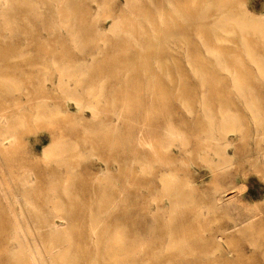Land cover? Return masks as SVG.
I'll list each match as a JSON object with an SVG mask.
<instances>
[{"label": "rangeland", "instance_id": "obj_1", "mask_svg": "<svg viewBox=\"0 0 264 264\" xmlns=\"http://www.w3.org/2000/svg\"><path fill=\"white\" fill-rule=\"evenodd\" d=\"M214 1L85 0L79 6L78 0H69L68 12L76 16L67 19L73 28L70 33L66 27L60 29L61 19L49 15L50 10L57 12L58 1L6 0L3 5L4 0H0V133L12 135L6 147L0 146V264H32L26 255L22 258L16 253L17 249H28V245L43 251L41 264L51 260L55 264L57 260L59 264H109L115 257L110 264H119L122 257L126 264H264V169L258 167L250 177L243 189L248 192L240 201L237 167L241 161L235 151L239 132L231 133L234 156L228 166L223 163L220 126L225 97L234 118L244 111L251 125L235 84L246 70L264 68V37L238 31L237 25H231L235 32H222V21L216 23L220 26L212 23L227 13L244 16L252 12L264 18V0H227L219 4L221 7L218 0ZM185 8L198 12L194 23L187 24L188 17L177 15ZM86 9V16L80 15ZM98 12L100 17H94ZM107 13L115 15L120 19L119 26L131 32L97 31L98 25L105 30L113 22ZM176 21L184 22L188 31L160 33ZM125 35L135 36V40ZM120 36L127 39L119 42ZM160 36L166 40L155 39ZM136 44L168 48L150 68L116 65L124 55L148 52L134 47ZM55 65L72 73L73 97L82 96L87 103L95 93L96 116L91 109L80 111L73 100L64 98L57 86L59 71ZM75 73L82 76L77 75L76 84ZM232 77H236L234 81ZM263 81L248 76L247 82L262 115ZM215 127L218 129L214 131ZM167 128L178 135L180 132L177 145L167 146L171 142ZM140 137L142 142L138 141ZM212 137L219 140V145ZM57 142L55 155L48 158L43 147ZM38 143L40 147L35 145ZM167 169L176 173L178 184L190 181L193 185V195L180 199L182 203L176 201L177 205L164 188L161 190L160 174ZM67 172L70 175L66 176ZM28 173L33 182L25 192L21 181ZM66 177L68 191L64 192L62 181ZM53 186L54 192L50 190ZM241 202L247 204L251 214L261 207L260 214L254 215L255 220L263 219L260 226L246 228V222H238ZM254 203H258L257 208ZM54 205L65 215L61 222L66 230L59 240L55 236L59 233L52 234L47 225L56 214ZM166 220L172 222L166 224ZM173 242L185 245L176 249ZM121 244L134 246L126 253V246ZM133 248L138 250L134 252ZM55 253L57 257H53ZM115 253L121 259L112 256ZM108 257H112L110 262H106ZM42 259H47L46 263Z\"/></svg>", "mask_w": 264, "mask_h": 264}, {"label": "bare ground", "instance_id": "obj_2", "mask_svg": "<svg viewBox=\"0 0 264 264\" xmlns=\"http://www.w3.org/2000/svg\"><path fill=\"white\" fill-rule=\"evenodd\" d=\"M25 1V0H24ZM27 1V0H26ZM52 1H58L59 2V4L57 5V6H55L54 4H52V5H54L55 6V8L57 9V12H55V10L54 11H51L50 10V12H49V15L51 16V17H57V18H59V19H61L60 21H59V25H60V29L62 30V27H66L67 28V30H68V32H73V28L72 27H69V25H68V21H67V19L68 18H70V17H76L75 15L73 16V13L71 14V13H69L68 12V8L69 9H71V6L70 5H68V1L69 0H52ZM63 1H66V4H61ZM77 0H74V3H78V2H76ZM79 1V6H83V2L85 1V0H78ZM133 1V0H132ZM212 1H214V0H212ZM227 0H218V6H219V4H223V3H225ZM5 2H6V0H4V3H3V5L5 4ZM37 2V1H36ZM215 2V1H214ZM55 3V2H54ZM128 4H129V2H127ZM215 3H217V2H215ZM8 4V3H7ZM56 4V3H55ZM126 4V3H125ZM199 3H197L196 5H198ZM50 5V4H49ZM50 7L51 8H53L51 5H50ZM103 7V6H102ZM219 7H221V6H219ZM98 8H99V6H98ZM183 8V7H182ZM190 8V7H189ZM186 10H184L183 9V12L181 11V13H177V15H183V16H185V17H188L189 19H190V22H187V24L188 23H194L195 22V20L197 19V17L199 16L198 15V12H196V10H194V9H188V8H185ZM86 11H87V9L86 10H84V11H81V14L80 15H82V16H86L85 14H86ZM98 11V10H97ZM4 12V11H3ZM37 12V11H36ZM35 12V13H36ZM41 12V11H40ZM37 13H39V12H37ZM6 14V13H5ZM34 14V13H33ZM71 14V15H70ZM95 14V13H94ZM99 14H101L100 12H98L97 13V15L95 16L94 15V17H100V15ZM226 14V13H225ZM2 15H4V13L2 14ZM39 15H41V14H39ZM107 17H112V20H113V22L110 24V26H109V28L108 29H103L102 27H100L99 25H98V27H97V31H104V32H107V31H114V32H117V31H122V32H124V31H126V32H129L130 31V29H125V30H123L122 28H121V26H119L120 25V19H116V17H115V15H113L112 13H107V15H106ZM260 16V15H259ZM256 17L252 12H248L246 15H244V16H241V15H232L231 13H227V15H223L219 20H216V21H212V23L214 24V25H216V23H220L221 21H222V24H223V26L221 27L220 25H216V26H220V28L222 29V30H220V31H222V32H226V33H228V32H235V31H245V32H248V31H251V32H253L254 34H256V33H258L259 35H260V37H264V27H262V26H264V25H262L264 22H263V20L262 19H264L263 17ZM37 17H39V16H37ZM223 17H225L224 19H222ZM54 19V18H53ZM83 19V18H82ZM72 20V19H71ZM52 21H54V20H52ZM180 21V20H179ZM55 22V21H54ZM161 22V21H160ZM56 23V22H55ZM85 24V23H84ZM186 24V25H187ZM221 24V25H222ZM47 25V24H46ZM57 25V24H56ZM87 25V24H86ZM122 25V24H121ZM161 25H162V23H161ZM171 27H169V28H164V29H161V31H160V33H162V34H165V33H167V32H169V31H171V32H180V31H182V30H184L185 29V27H184V22L183 23H180V22H171ZM230 25V26H229ZM231 25H237L236 27H238V29L236 30V28H233V26H231ZM193 26V25H192ZM216 26H214V28L216 27ZM52 27H53V25L52 26H50V28L52 29ZM150 27V26H149ZM54 28H56L55 26H54ZM59 28V27H58ZM65 28V29H66ZM85 28V27H84ZM219 28V29H220ZM86 29V28H85ZM93 29V28H92ZM55 30V29H54ZM53 30V31H54ZM90 30H91V28H90ZM90 30L88 31V32H90ZM96 30V29H95ZM214 31H217V30H215V29H213ZM185 31H188L187 29H185ZM92 32V31H91ZM114 32H112V33H114ZM131 32V31H130ZM95 33H96V31H95ZM89 34V33H88ZM94 34V33H93ZM119 34V33H118ZM116 37H118V36H116ZM121 37V36H120ZM123 37V36H122ZM120 38L118 41L119 42H124V39H127V38H125V37H131L132 38V40L135 38V36H132V35H125V37H123V38ZM130 38V39H131ZM118 39V38H117ZM152 38L151 37H145L144 38V40H147V41H150ZM155 39H160V40H166V37H164V36H160V37H158V38H155ZM243 39V41H246L245 39V37H243L242 38ZM264 39V38H263ZM135 40V39H134ZM136 40H137V38H136ZM153 40V39H152ZM128 41H129V39H128ZM171 41V40H170ZM118 42V43H119ZM162 42V41H161ZM176 42V41H175ZM178 42V41H177ZM176 42V43H177ZM247 42V41H246ZM142 43V42H141ZM157 43V42H156ZM159 43H160V41H159ZM163 43H164V41H163ZM174 43V42H173ZM249 43V42H248ZM143 44V43H142ZM158 44V43H157ZM250 44V43H249ZM245 45V44H244ZM74 46H77V45H74ZM178 46V45H177ZM243 46V45H242ZM246 46H247V43H246ZM250 46H251V44H250ZM249 46V48H251ZM96 47L97 48H100L101 46L99 45H96ZM104 47V46H103ZM133 47V46H132ZM134 47H140V48H144V49H146L148 52H145V53H138L137 51V53H134V54H127V55H124V56H122L118 61H117V63H116V65H118V64H127V65H129V64H136V65H141V66H144L145 68H150V66H152V65H154V63L156 62V60H160V58L162 57V56H164L163 55V53H161V51L162 50H164V49H166V47L164 46V45H150V44H147V45H140V44H136V45H134ZM168 48V47H167ZM172 48V47H171ZM176 48V47H175ZM182 48H187V47H182ZM178 49H179V47H178ZM205 50V49H204ZM247 51V50H246ZM17 52V51H16ZM248 52V51H247ZM4 53V52H3ZM251 53V52H250ZM174 54V53H173ZM252 54V53H251ZM253 55V54H252ZM144 56V58H142ZM168 56V55H167ZM251 56V55H250ZM170 57V56H169ZM168 57V58H169ZM252 58V57H251ZM80 60V59H79ZM161 60H164L163 58L161 59ZM252 60H254L253 58H252ZM162 62V61H161ZM218 62L219 63H221V61H219V59H218ZM256 62V61H255ZM165 62L163 61V64H164ZM254 63V62H253ZM112 64V63H111ZM57 68H58V71H59V76H58V80H57V86H58V88L59 89H61L63 92H64V98L65 99H67V100H73L74 101V104L78 107V109L81 111V110H84V107H87V108H89V109H91L92 110V113H93V116H96V114L98 113V109H97V107H96V105H97V102L95 103V101L96 100H94L95 98H93L94 96H95V93H92V97H90L91 99L87 102V103H84L83 101H82V99H81V97H73V92L75 91V90H73V89H75V88H71V84H72V82H71V77L73 76V75H70V73L68 74V73H66V72H68L67 70H66V72L64 71V69L63 68H59V65H55ZM107 66V65H106ZM105 66V67H106ZM135 66V65H134ZM156 66H158V65H156ZM117 67V66H116ZM138 67V66H137ZM256 67V66H255ZM254 67V69H248V70H246L245 71V73L243 74V76H242V78H240L239 77V79L236 81V84H235V86H236V92H237V95H238V100L240 101V102H242L243 103V105L242 106H244V109L249 113V116H250V123H251V125L249 124V122L247 121L248 119L246 118V114L244 113V111H243V113L242 112H240V114H239V116L238 117H236V118H234V116H233V114H232V111H231V109L228 107V101H227V99H226V97H225V99H224V103H223V105H225L224 106V111H223V115H222V124H220V126H221V130H222V157H223V163L224 164H227L228 166H229V164L232 162V157L234 156H232V150L233 149H231V147L232 146H234L233 145V141H234V139L232 138V136H231V133L233 132V131H236V130H238V134H239V136H238V138H239V145L237 146V149L235 150V151H237V153H238V155H239V159H240V165H238V167H237V174L239 175V177H240V179H241V186H240V188L238 189L237 188V192H238V196H240V198H238V197H236V198H238L240 201H242L243 200V198L245 197V193H247L248 192V190H246L245 192H243V189H244V187H245V185H246V183H247V181L250 179V177L252 176V175H254V174H256L257 173V171H258V167H260V168H262V169H264V164H263V157H264V115H262L263 113V111H262V108L259 106V103L257 104V103H254L253 102V100H252V95H251V92L252 91H250V88L248 87L249 86V84H247V82H248V76H252L253 78H255V79H259L260 80V78H262V80H264V68H261V67H257V68H255ZM244 69V68H243ZM83 72V71H82ZM72 74V73H71ZM74 74V73H73ZM76 74V73H75ZM79 73H77L76 75H75V77L78 75ZM137 74V73H136ZM82 75V74H81ZM80 77H82V76H80V74H79V78ZM74 78V77H73ZM78 78V76H77V79H76V81L74 80V82H75V84L76 83H78L79 82V79ZM233 78V81L235 80V78L234 77H232ZM179 81V80H178ZM212 81V80H211ZM257 81V80H256ZM264 82V81H263ZM77 86V85H76ZM79 86V85H78ZM260 86H262V85H260ZM232 88V87H231ZM88 89V88H87ZM89 89H93V88H89ZM72 90H73V92H72ZM86 90V89H85ZM262 90V89H261ZM88 91V90H87ZM93 91V90H92ZM234 91V90H233ZM77 92H79V91H77ZM89 92H91L90 90H89ZM94 92V91H93ZM83 93V92H82ZM88 93V92H87ZM263 93V92H262ZM2 94V93H1ZM88 94H90V93H88ZM87 94V95H88ZM254 95H255V93H253ZM79 96H80V94H78ZM86 95V94H85ZM200 95V94H199ZM236 95V96H237ZM257 94H256V99H259V98H257ZM85 97V96H84ZM86 99V98H85ZM86 101V100H85ZM91 101V102H90ZM93 101V102H92ZM263 104V103H262ZM264 106V105H263ZM248 115V114H247ZM119 117L118 118H120V115H118ZM3 117V116H2ZM213 124H214V122H213ZM215 125V124H214ZM210 127H214V126H211L210 125ZM216 127H218V126H216ZM214 128L213 130L215 131V129H218V128ZM172 129V128H171ZM171 129H169L168 130V128H167V130H168V132H169V134L167 133V131L165 130V132L167 133V135H170L171 136V142L169 143L168 142V144H167V146H169V147H171L170 146V144H173V145H177V142L175 141L176 139H179L180 138V132H179V130H178V132H179V135L178 134H176V133H174V129L173 130H171ZM210 130V129H209ZM176 131H177V129H176ZM175 131V132H176ZM177 132V133H178ZM213 132V131H212ZM182 133V132H181ZM209 133H211V131H209ZM236 133V132H235ZM166 135V136H167ZM236 135V134H235ZM11 136L12 135H10V134H8V133H0V146H2V147H6L9 143H10V139H11ZM182 136H185V133H184V135H182ZM213 136V135H212ZM168 138H170V137H168L167 136V140H168ZM182 138V137H181ZM186 138V137H185ZM210 138V137H209ZM213 138V137H212ZM211 138V139H212ZM215 138V137H214ZM213 138V139H214ZM238 138L235 140V141H237L238 140ZM136 139H137V137H136ZM173 139V140H172ZM144 139H141V137L138 139V141L139 142H142ZM170 140V139H169ZM180 140V139H179ZM187 140V139H186ZM215 140V139H214ZM214 140H211V141H214ZM176 143H175V142ZM178 141V140H177ZM216 141V143L219 145V140L217 139V140H215ZM179 142V141H178ZM181 142H182V140H181ZM187 143V142H186ZM58 142L55 144V146H46V147H43L44 149V153H45V155L46 156H48V158H51V157H53L54 155H55V151H56V149H57V147H58ZM180 144H183V142L182 143H180ZM180 147H182V146H184V144L181 146V145H179ZM186 146V145H185ZM217 150V149H216ZM215 151V150H214ZM206 152V151H205ZM205 152L203 153V154H205ZM218 152V151H217ZM216 152V153H217ZM234 154V153H233ZM210 155V154H209ZM203 156V155H202ZM236 157V156H235ZM210 158V157H209ZM208 158V159H209ZM236 159V158H235ZM233 160H234V158H233ZM238 160V159H237ZM145 161V160H144ZM144 161H142L143 163H144ZM147 162V161H146ZM145 162V165L146 164H148V163H146ZM232 164V163H231ZM60 164H58V166H59ZM142 166H145V165H143V164H141ZM141 166V167H142ZM233 166V165H232ZM146 167H149V166H146ZM227 167V166H226ZM231 167V166H230ZM234 167V166H233ZM223 168V167H222ZM227 168H229V167H227ZM254 168H255V170H254ZM144 169H146L147 170V168H144L143 167V170ZM51 170V169H50ZM224 170V169H223ZM227 170V169H226ZM50 172V171H49ZM226 172V171H225ZM29 174V173H28ZM231 174V172L230 171H227V175H230ZM67 175H70L68 172L66 173V176ZM161 176V182H162V184H163V187H161L162 189V191H163V188H164V192H165V194L167 195V197L170 199V201H172L173 202V204H175V205H177L176 204V201L177 202H179V200L181 199L182 200V198H185L186 196H190V195H193L192 194V191L190 190V188L191 187H193V185L191 184V182L190 181H187V182H184V183H182V184H178V182L176 181V179L178 178L177 177V175H176V173H174V172H171V171H168V169L167 170H163L162 172H161V174H160ZM224 175V174H223ZM226 175V174H225ZM234 176V175H233ZM224 177V176H223ZM264 177V176H263ZM24 178V177H23ZM67 177L62 181L63 183H62V186L64 187H62L63 188V191L64 192H66V190L67 189H65V185H66V183H68L67 182ZM22 182V185L24 186V190L23 191H27L28 192V190H29V186L28 185H30L32 182H33V176H31L30 174L28 175V176H26V174H25V178L21 181ZM53 183H55L54 181H52ZM64 182H66V183H64ZM52 183V184H53ZM70 183H71V181H70ZM69 183V184H70ZM237 185V184H236ZM66 187H68V185L66 186ZM226 187V186H225ZM88 188V187H87ZM65 189V190H64ZM50 190L51 191H56V189H55V186H53V187H51L50 188ZM68 191V190H67ZM225 191H227V190H225ZM162 194H164V193H162ZM165 195V196H166ZM18 198H20V195H16ZM164 196V195H163ZM191 197H193V196H191ZM23 198H25V200L27 199L28 200V198L24 195L23 196ZM217 198V197H216ZM215 199V198H214ZM242 199V200H241ZM15 200H18V199H16V197H15ZM180 200V201H181ZM264 200V199H263ZM216 200H214V202H215ZM229 201H231V200H229ZM237 201V200H236ZM236 201H235V203H236ZM232 202V201H231ZM179 203H182V201L181 202H179ZM216 204H217V202H215ZM228 203V202H227ZM173 204H172V207H173ZM232 204V203H231ZM237 204V203H236ZM236 204H234V205H236ZM228 205H230V204H228ZM228 205H226L227 207H228ZM238 205V204H237ZM250 205V204H249ZM179 206V205H178ZM177 206V207H178ZM231 206V205H230ZM229 206V207H230ZM233 206V205H232ZM231 206V207H232ZM253 206V205H252ZM251 206V207H252ZM158 207V206H157ZM223 207V206H222ZM226 207V210L227 209H229V208H227ZM238 207V206H237ZM239 207H241V209H239V210H241L240 211V214H241V218H240V220L238 221L239 223H245V227L246 228H249V227H251V228H254V227H257V226H260L261 224H262V220L263 219H258V220H255L254 219V215H257V214H260V211H259V209L261 208V207H259V209H256L257 210V212L255 213V214H251L250 213V208L247 206V204L246 203H244V202H241V204L239 205ZM258 207V203H254V208H257ZM54 209L56 208V214H54V219H50V220H48L49 222L47 223V225L49 226V232H51L52 234H56V233H59L58 235H55L56 237L58 236V240H59V237H61V236H59V235H62V234H60V233H65V230H66V225H64L62 222H61V218H63L64 216H62L61 214L63 213H61L60 214V212H57V211H59V209H58V207H57V205H54V207H53ZM89 208H90V206H89ZM170 208H171V206H170ZM173 208H175V207H173ZM58 209V210H57ZM63 209V208H62ZM61 209V210H62ZM153 209V208H152ZM168 209V208H167ZM264 209V208H263ZM151 210V209H150ZM171 210V209H170ZM231 210V209H230ZM234 210V209H233ZM232 210V211H233ZM238 210V211H239ZM202 211V210H201ZM237 212V211H236ZM235 212V213H236ZM12 213H15V212H12ZM150 213V212H149ZM170 213L171 212H169V215H170ZM197 213H198V211H197ZM196 213V214H197ZM201 213V212H200ZM233 213V212H232ZM234 213V214H235ZM66 214V213H65ZM166 214V213H165ZM164 214V215H165ZM171 214H173V210H172V213ZM233 214V215H234ZM237 214H238V212H237ZM154 215V214H153ZM167 215V214H166ZM239 215V214H238ZM237 215V216H238ZM15 216V215H14ZM21 216H25L24 214L23 215H21ZM173 216V215H172ZM171 216V217H172ZM236 216V217H237ZM261 216V215H260ZM16 217V216H15ZM171 217H169V218H171ZM238 218V217H237ZM167 219V218H166ZM172 220V219H171ZM171 220H166V224H168L169 222L168 221H171ZM14 221H16V220H14ZM18 221V220H17ZM165 222V221H164ZM172 222V221H171ZM236 222V221H235ZM234 222V223H235ZM14 223H16V222H14ZM93 223V221L91 222V224ZM98 223V222H97ZM20 224V223H19ZM90 224V223H89ZM93 224H96V223H93ZM171 224V223H170ZM236 224V223H235ZM16 225H18V224H16ZM68 225H69V223H68ZM19 226V225H18ZM21 226V225H20ZM20 226H19V228H20ZM242 226H243V224H242ZM238 227V226H237ZM241 227V226H240ZM239 227V228H240ZM18 228V227H17ZM236 228V227H235ZM238 229V228H237ZM1 231H2V229H0ZM69 230V229H68ZM15 232H18V230L16 231V230H14ZM22 230L20 229V232H21ZM97 231H98V229H97ZM23 232V231H22ZM91 232H96V229H92V231ZM237 232H240L239 231V229L237 230ZM4 233V232H3ZM50 233V234H51ZM66 233H67V231H66ZM13 234V233H12ZM22 234V233H21ZM68 234H71L70 232L69 233H67V235ZM18 235V234H17ZM64 235H66V234H63V236L62 237H65ZM120 235V234H119ZM118 235V236H119ZM15 236H16V234H15ZM116 236V235H115ZM117 236V237H118ZM5 237V236H4ZM14 237V236H13ZM52 237H54V235L52 236ZM92 237V236H91ZM114 237V236H113ZM20 238V237H19ZM72 238H73V236H72ZM95 238V237H94ZM93 238V239H94ZM108 238V237H107ZM106 238V239H107ZM114 238H116V237H114ZM223 238V237H222ZM13 239V238H12ZM26 239V238H25ZM53 239H55V238H53ZM57 239V238H56ZM55 239V240H56ZM92 239V238H91ZM99 239V238H98ZM101 239V238H100ZM105 239V238H104ZM108 239H110V238H108ZM107 239V240H108ZM113 239V238H112ZM123 240H124V238H122ZM142 239V238H141ZM10 240V239H9ZM21 240V239H20ZM63 240H65L64 238H63ZM67 240H68V238H67ZM116 240H120V238H116ZM123 240H120L121 242L123 241ZM13 241H15V240H13ZM17 241V240H16ZM114 241V240H113ZM143 241V240H142ZM22 242V241H21ZM54 242V241H53ZM59 241H57V243H58ZM65 242V241H64ZM69 242V240L67 241V243ZM169 242H172V241H169ZM168 242V243H169ZM19 243V242H18ZM17 243V244H18ZM28 243V242H27ZM56 243V242H55ZM117 243V242H116ZM141 243V242H140ZM144 243V242H143ZM173 243H174V245H173ZM171 245H173V248H176V249H178V248H181L183 245H185V244H181L182 246L180 247V246H177V245H179L180 244V242H179V244H176L175 245V242H173ZM176 243H178V242H176ZM182 243V242H181ZM21 244V243H20ZM26 244V243H25ZM59 244H61V242L59 243ZM142 244V243H141ZM57 245V244H56ZM73 245V244H72ZM118 245V244H117ZM121 245H123V244H121ZM168 245V244H167ZM167 245H166V247H167ZM171 245L169 244L168 246H170L171 247ZM15 246V245H14ZM27 246V245H26ZM29 247H28V249L27 248H24L22 245H21V248L22 249H17L18 250V252H16L17 254L18 253H21L22 255V258H24L25 257V255H26V257H27V261H29V263H32V264H41V262H40V258L42 257L41 255H43L41 252H43V251H40V250H38L37 249V247L36 246H34L35 248H33V247H31V245H28ZM53 246V245H52ZM63 246V244L61 245V247ZM69 246V245H68ZM70 246H71V244H70ZM108 246H110V245H108ZM112 246V245H111ZM110 246V247H111ZM115 246H116V244H115ZM123 246H126V245H123ZM123 246H120V247H123ZM131 246V245H130ZM130 246H128V244H127V246H126V253L129 251V249H128V247L130 248ZM133 246H134V244H133ZM133 246H131V248L133 247ZM136 246H138V244L136 245ZM140 246V245H139ZM138 246V247H139ZM142 246H144V245H142ZM54 247H55V244H54ZM53 247V248H54ZM59 246H56V248H58ZM98 247V246H97ZM105 247H107V246H105ZM113 247V246H112ZM111 247V248H112ZM145 247H147V246H145ZM144 247V248H145ZM52 248V247H51ZM52 248V249H53ZM56 248H54V249H56ZM65 248L66 247H64V249H62L63 251L65 250ZM131 248H130V251H131ZM172 248V247H171ZM58 249H60V248H58ZM57 249V250H58ZM106 249V248H105ZM117 249V248H116ZM127 249H128V251H127ZM137 250H138V248H136ZM136 249H132V250H135L134 252H136ZM140 249V248H139ZM142 249V248H141ZM27 250V251H26ZM78 250V249H77ZM82 250V249H81ZM14 251H16V250H14ZM55 251V250H54ZM67 251V250H66ZM26 252H28V254H25ZM60 252H62V251H58V253L60 254ZM116 252V251H115ZM122 252V251H121ZM124 252V251H123ZM49 253H50V251H49ZM58 253H57V255H58ZM64 253H65V251H64ZM105 253H107V250H106V252ZM109 253H111V252H109ZM114 253V252H113ZM120 253V252H119ZM125 253V252H124ZM123 254V256H127L128 254ZM133 253V252H132ZM13 254H15V253H13ZM62 254V253H61ZM180 254H182V253H180ZM51 255V254H50ZM49 255V256H50ZM54 255H56V253L55 254H53V257H54ZM57 255L55 256V257H57ZM65 255V254H64ZM69 255V254H68ZM80 255H81V253H80ZM103 255H104V253H103ZM112 255V254H111ZM120 255V254H119ZM122 255V254H121ZM130 256H131V254H129ZM135 255V254H134ZM133 255V256H134ZM137 255V254H136ZM15 256H17V255H15ZM14 255H13V257H15ZM20 256V255H19ZM20 256V257H21ZM24 256V257H23ZM47 256V255H46ZM67 256V254L65 255V257ZM71 256V255H70ZM78 256V255H77ZM112 256H117V253H115V254H113ZM125 256V257H126ZM129 256V257H130ZM18 257V256H17ZM51 257V256H50ZM50 257H48L49 259H51ZM60 257V256H59ZM58 257V258H59ZM96 257V256H95ZM94 257V259H96ZM124 257V258H125ZM132 257V256H131ZM16 258V257H15ZM60 258H62V257H60ZM64 258V257H63ZM71 258V257H70ZM76 259H79V258H77V257H75ZM112 258V257H111ZM111 258H107L106 259V262H107V260H108V262H110L109 261V259H111ZM116 258V257H115ZM115 258H114V260L113 261H115ZM118 258H120L121 259V257L120 256H117V260H119ZM18 259H19V257H18ZM40 259V260H39ZM45 259V258H44ZM44 259H42V261H44ZM52 259H54V258H52ZM57 259V258H56ZM72 259H74L73 258V256H72ZM75 259V260H76ZM130 259V258H129ZM20 260V259H19ZM26 260V259H25ZM24 260V261H25ZM47 260V259H46ZM45 260V261H46ZM64 260V259H63ZM66 260H67V258H66ZM66 260H64V262L66 261ZM75 260H73V261H75ZM83 260V259H82ZM44 261V262H45ZM49 261V260H48ZM55 261V260H54ZM52 262V260L51 261H49V263L48 264H50L51 262H52V264L54 263L55 264V262ZM60 261V260H59ZM62 261V260H61ZM69 261V260H68ZM67 261V262H68ZM71 261V260H70ZM77 261V260H76ZM95 261H97V260H95ZM103 261V260H102ZM104 261H105V259H104ZM112 261V260H111ZM112 261V262H113ZM124 261H126V259L125 260H123V257H122V260H119L117 263H119V264H123V262ZM129 261H131V260H129ZM26 262V261H25ZM63 262V261H62ZM61 262V264H63ZM66 262V263H67ZM78 262V261H77ZM112 262H110V263H112ZM133 262H134V260H133ZM43 263V262H42ZM46 263V262H45ZM57 263L59 264V262H58V260H57ZM71 263V262H70ZM73 263V262H72ZM71 263V264H72ZM91 263V262H90ZM95 263V262H94ZM93 263V264H94ZM104 263V262H103ZM109 263V264H110ZM114 263H116V262H114ZM113 263V264H114ZM125 263V262H124ZM130 263V262H129ZM69 264V263H68ZM106 264H108V263H106ZM126 264V263H125ZM131 264V263H130ZM171 264V263H170Z\"/></svg>", "mask_w": 264, "mask_h": 264}, {"label": "crops", "instance_id": "obj_3", "mask_svg": "<svg viewBox=\"0 0 264 264\" xmlns=\"http://www.w3.org/2000/svg\"><path fill=\"white\" fill-rule=\"evenodd\" d=\"M37 147H40V144L38 143V144H35ZM35 147V146H34Z\"/></svg>", "mask_w": 264, "mask_h": 264}]
</instances>
